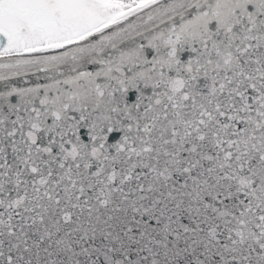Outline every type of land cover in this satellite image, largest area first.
<instances>
[{"label":"snow or ice","instance_id":"1","mask_svg":"<svg viewBox=\"0 0 264 264\" xmlns=\"http://www.w3.org/2000/svg\"><path fill=\"white\" fill-rule=\"evenodd\" d=\"M0 264H264V0H0Z\"/></svg>","mask_w":264,"mask_h":264}]
</instances>
